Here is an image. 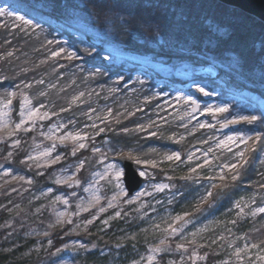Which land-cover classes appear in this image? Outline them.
<instances>
[{
	"label": "rangeland",
	"instance_id": "obj_1",
	"mask_svg": "<svg viewBox=\"0 0 264 264\" xmlns=\"http://www.w3.org/2000/svg\"><path fill=\"white\" fill-rule=\"evenodd\" d=\"M7 6L0 3V7ZM10 10H18L17 14L39 25L27 26L14 18L0 17L1 21L27 28L26 31H39L47 21H55L24 1ZM57 24L77 33L78 38H85L87 31H93L97 36L94 51L99 50L100 34L96 30L80 24L71 27L63 21ZM60 39L62 44L59 39L41 44L48 47L52 71L62 63L66 65L64 60L81 59L75 48L67 47ZM54 52L60 54L54 56ZM70 53L74 54L71 58ZM100 53L107 64L123 65L126 73L132 72L126 81L111 80L101 99L98 96L103 92L99 88L87 82L80 84L69 100L80 108L78 118L67 117L63 113L67 108L56 111L55 102L44 98L48 91L56 89V82L38 78L32 84L9 85L0 75V122L7 123V127L0 128V152L4 143L10 147L9 157L25 146L27 153L23 161L41 175L49 169L51 172L50 185L36 188L30 173L0 164V214L7 215L0 219V255L6 257L4 264L50 256L53 246V259L44 264H148L150 255L155 257L152 264H161L160 258L164 255L167 256L165 264H207L210 254L217 257L213 264H264V260L258 259L264 256V239L254 241L247 233L248 225L264 214L257 211L264 208V183L263 196L257 190L241 188L225 204H218L214 199L219 188L237 179L248 159L256 156L257 166L264 164V132L246 128L250 122L240 119L255 115L257 119L251 123L258 122L264 114V98L248 87L229 91L226 98L222 97L221 91L211 89L197 76L215 74L213 67L198 72L189 66L173 68L111 45H106ZM80 65L87 74L93 71L91 67L84 68L85 64L78 63L76 67ZM151 77H154L152 81ZM116 97L121 108L142 111L138 131L145 136L159 135L166 128L165 142H183L198 132L202 135L198 134L200 137L184 148L167 143L113 147L108 140L101 139V129L112 117L111 103ZM25 98L31 103L25 105ZM196 103L200 110L194 113ZM28 108H38L41 115L47 113V116L29 120L16 129L15 125L25 118L21 112L27 113ZM218 108L226 111H216ZM222 123H240L241 127L233 132L213 129ZM67 133H80L85 139L61 142L59 138ZM79 143L85 147L79 148ZM87 150L91 155L75 157ZM49 151L50 155H43ZM173 153H178L180 158L167 159ZM124 159L133 161L139 172L144 173L143 186L133 194L128 193L125 185ZM88 166L89 175L84 180L81 172ZM117 172L122 175L117 177ZM176 180L187 186L188 193ZM94 197H99V201ZM18 218L21 224L16 221ZM67 225H70L66 232L68 238L56 247L51 234ZM24 227L27 229L23 230ZM91 236L109 246L90 247L85 238ZM161 240L165 243L161 244ZM253 244L257 247L253 248ZM155 248L161 251H153ZM236 249H245L240 259L234 254Z\"/></svg>",
	"mask_w": 264,
	"mask_h": 264
},
{
	"label": "trees",
	"instance_id": "obj_2",
	"mask_svg": "<svg viewBox=\"0 0 264 264\" xmlns=\"http://www.w3.org/2000/svg\"><path fill=\"white\" fill-rule=\"evenodd\" d=\"M20 1L42 11L55 21L43 24L40 29L43 31L38 34L40 30L29 32L26 31L27 28L0 20V75L5 77L9 85L32 84L38 78L44 82H56V89L47 90L44 98L47 102H55L56 111L67 108L63 111L67 117L78 118L77 112L80 108L72 105L69 100L72 94L76 93L75 89L83 82L99 88L103 92L98 96L101 99L108 90L111 80L126 81L130 76L132 70L126 73L123 65L107 64L102 59L100 52L106 45L117 47L128 54L151 57L173 68L189 66L198 72L200 69L213 67L217 71L215 74L197 76L211 89L221 91L222 97L226 98L229 91L248 87L264 98V23L217 0ZM57 21H63L71 27L74 24L87 25L88 28L99 32L101 35L98 37L101 43L99 50L94 51L93 43L97 36L93 31H87L85 38H78L77 33L58 25ZM60 38L67 47L75 48L81 59L64 60L66 65L62 63L52 71V59L46 50L48 47L41 44L46 41L54 43L56 39L62 44ZM78 63L85 64L84 68L91 67L93 71L87 74V71L81 70V65L80 68L76 67ZM150 79L152 81L154 77ZM113 98L111 96V100ZM111 104L112 117L104 122L101 139L108 140L113 147L164 146V143H167L174 148H184L202 135L198 132L188 136L183 142L175 143L170 140L165 142L166 128L159 135L145 136L138 131L142 111L121 108L117 97ZM18 107L19 102L16 103V110ZM246 126L264 132V114L258 122ZM9 151L7 143L1 145L0 164L30 173L36 188L50 185V169L41 175L39 170L29 167L23 161L27 153L25 146L14 151L11 157L7 155ZM83 155L91 154L87 150L75 157L80 158ZM255 157L248 159L241 167L236 180L230 181L224 188L216 191L214 197L216 203L225 204L231 201L241 188L257 190L263 196L264 164L257 166ZM89 168L88 166L81 172L84 180L89 175ZM176 182L188 193L187 186H184L181 180ZM0 216V219L7 218L5 212ZM16 221L21 224L19 218ZM26 229L27 227L23 228ZM69 229L70 225H67L51 234L56 247L68 238L66 232ZM247 233L254 241L264 239V214L252 225H248ZM85 239L90 247L99 246L100 249L104 245L109 246L95 236ZM54 249L53 246L49 251L50 256H40L26 263L15 264H44L45 261L50 263ZM166 258V255L160 258L161 264H165ZM216 258L214 254H210L207 264H213ZM5 261L6 257L0 255V264H4Z\"/></svg>",
	"mask_w": 264,
	"mask_h": 264
},
{
	"label": "snow or ice",
	"instance_id": "obj_3",
	"mask_svg": "<svg viewBox=\"0 0 264 264\" xmlns=\"http://www.w3.org/2000/svg\"><path fill=\"white\" fill-rule=\"evenodd\" d=\"M10 9H14V5L9 4L7 7H0V17H9V18H14L15 20L20 21L23 25H27V26H32V27H38V24H34V21L32 19H26L24 15H19L17 14L18 10H10ZM51 43V42H50ZM64 49H60V52H63ZM59 52H54L53 55H59ZM74 54H69V58H71V56ZM201 92H204L203 88H199L198 89ZM207 94V93H205ZM10 96L15 95V93H9ZM82 95V94H81ZM9 104H11V100L8 101ZM31 101L28 100L27 98H25L24 104L28 105L30 104ZM193 103H195V101H193ZM216 111H226V108H218L216 109ZM21 116L25 117L24 119H21L20 122L18 124L15 125L16 129H20L24 124H26L29 120H33L37 117H39L40 119H43L47 116V113H44L43 115L40 114V111L38 108H28L27 113H25L24 111L21 112ZM240 119L243 120H247L248 122H252L255 121L257 119V116L252 115V116H245V117H241ZM7 127V123L6 122H0V128H4ZM101 131H103V129H101ZM259 135H257L256 139H259ZM61 140V142L65 141V140H73V141H83L85 139L84 136H81L80 133H76L75 135L72 133H67L65 136H61L59 138ZM229 139H232L231 137H229ZM16 143L18 144L19 141H16ZM53 147H55V145H53ZM79 148H84L85 144L84 143H79L78 145ZM73 154H75V150L73 151ZM43 155H50V151L43 153ZM242 155V154H241ZM179 154L178 153H173L172 155L168 156L167 159L171 160V159H179ZM60 157L57 156L56 160H59ZM55 162V161H53ZM149 163H152L153 165H155L154 161H149ZM112 167V166H109ZM120 175H122V173L117 172L116 176L119 177ZM140 175H144L143 172L140 173ZM233 179H235V177H233ZM162 187H166L165 186H157L158 189H161ZM140 195V194H138ZM94 199L98 202L99 201V197H94ZM131 202V201H129ZM66 203V201H65ZM109 206H111V203L109 204ZM239 206V205H237ZM104 209L101 208V211H103ZM257 211L259 212H264V208H259ZM61 216L64 215L63 213L60 214ZM117 215H119V213H117ZM177 219H180V217H177ZM88 223H91V221H88ZM105 223H107V221H105ZM173 232L176 231V229H172ZM161 244H164L165 242L163 240H161L160 242ZM177 247H183V245H178ZM248 246L245 245V248H247ZM253 248L257 247V245L253 244L252 245ZM153 251L155 252H159L161 251L160 248H155L153 249ZM245 251V249H236L235 251V255L237 257V259L241 258V253ZM155 259L154 256H149L148 257V264H152L153 260ZM258 259L260 260H264V256H260L258 257ZM225 264H227V262H225Z\"/></svg>",
	"mask_w": 264,
	"mask_h": 264
},
{
	"label": "water",
	"instance_id": "obj_4",
	"mask_svg": "<svg viewBox=\"0 0 264 264\" xmlns=\"http://www.w3.org/2000/svg\"><path fill=\"white\" fill-rule=\"evenodd\" d=\"M230 7L237 8L249 15H252L264 23V0H218ZM2 3H10L8 0H0ZM14 5V2H13ZM32 14V13H31ZM200 110L198 103L194 104L192 111L197 113ZM240 127V123H223L214 126L218 132H233ZM124 181L129 194H133L143 186V177L131 160L124 161Z\"/></svg>",
	"mask_w": 264,
	"mask_h": 264
}]
</instances>
